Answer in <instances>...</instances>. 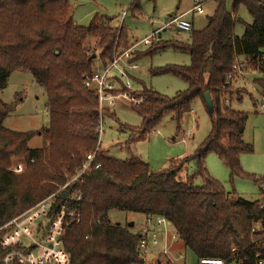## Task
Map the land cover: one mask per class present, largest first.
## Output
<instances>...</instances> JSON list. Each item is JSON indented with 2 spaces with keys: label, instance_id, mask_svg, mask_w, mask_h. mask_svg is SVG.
Instances as JSON below:
<instances>
[{
  "label": "trees",
  "instance_id": "trees-1",
  "mask_svg": "<svg viewBox=\"0 0 264 264\" xmlns=\"http://www.w3.org/2000/svg\"><path fill=\"white\" fill-rule=\"evenodd\" d=\"M72 1L0 0V90L6 89L13 73H30L46 90L49 113V124L41 130L12 131L5 122L18 103L7 104L0 98V229L67 186L57 194L53 214L65 204L66 193L80 199L69 205L80 222H71L63 238L71 264H141V232L114 224L112 211L165 219L198 260L264 262V178L242 168L241 157L253 154L254 147L244 140L249 114L233 108L245 94L238 85L241 78L233 74L237 60L245 62V70L261 75L254 83L258 93H264V0H234L231 12L228 0H215L206 27L192 30L188 42L161 41L139 54L140 60L174 50L188 54L191 65L150 70L151 76L177 77L187 89L171 98L146 87L137 92L145 97L141 106L133 107L142 126H126L138 135L129 139V148L134 149L138 140L146 141L168 113L180 130L184 116L200 101L210 115L212 130L192 156L153 172L136 154L117 160L108 155L110 149L101 147L90 171L78 179L87 155L99 145L98 97L84 87V79L111 64L129 48L131 39L126 27L112 26L113 19L100 15L87 27L76 25ZM140 1L133 0L132 12H140ZM242 7L253 23L245 25L238 37L235 26L243 23L238 16ZM90 41H95L93 48L86 46ZM105 116L114 117L110 111ZM37 137L43 139L42 147L30 148ZM211 154L228 169L232 184L235 179H252L262 200L249 202L228 193L208 171ZM16 161L25 166L20 174L10 171ZM190 165L193 172L182 179ZM1 238L0 232V242ZM7 253L0 244V262Z\"/></svg>",
  "mask_w": 264,
  "mask_h": 264
},
{
  "label": "rangeland",
  "instance_id": "rangeland-1",
  "mask_svg": "<svg viewBox=\"0 0 264 264\" xmlns=\"http://www.w3.org/2000/svg\"><path fill=\"white\" fill-rule=\"evenodd\" d=\"M132 2L133 0H73V20L76 25L87 27L97 15L114 19L117 23H112V26H124L128 29L132 40L130 41L132 42L129 45L130 48L134 43L150 36L154 30L165 26L171 17L188 12L194 6V0H141L140 12L134 13L130 10ZM233 3L234 0H228L229 12L232 11ZM215 8L216 2L212 0L204 6L202 15H190L186 20L191 24L194 21L193 30L203 29L206 27L208 18L213 15ZM124 12L127 14L125 19L121 21ZM238 16L243 23L236 24L235 35L241 37L245 32V25H251L253 19L245 7L240 9ZM161 37L163 41L188 42L190 33L163 31ZM86 46L93 48L95 41H90ZM145 49V47L138 48L136 59L140 58L139 54H142V50ZM140 60V63L138 62L140 70L133 74L136 79L133 82L134 91L140 92L146 87L171 98L178 92L187 89L186 83L177 77L171 75L151 76L150 70L165 66H190L191 58L188 54L168 50ZM260 77L258 72L247 70L243 79L238 82L240 88L245 91V94H242L243 102H236L233 108L249 114L244 140L254 147L253 154L241 157L242 168L250 175L264 178V110L261 109L262 104H264V93L259 94L254 83V80ZM0 98L7 104L18 103L14 112L5 122L6 128L17 132H31L48 126L49 113L47 111L46 90L34 80L30 73H13L8 80L6 89L0 90ZM110 112L114 117L105 116L102 121L104 135L101 147L110 149L108 155L117 160L124 161L132 154H136L142 158L143 162L150 165L153 172L167 169L171 161L192 156L212 130L209 113L203 103L197 101L193 111L184 116L180 130H178V124L173 119V115L168 113L162 119L159 127L149 134L146 141L138 140L140 143L134 149H130L128 146L129 139L137 138L138 135L129 133L125 128L126 126L127 128L141 127V118L133 110V107L123 100H119ZM98 130L99 128L96 133ZM42 145L43 139L37 137L30 142L29 147L36 149L41 148ZM16 164H21L23 169L25 167L22 161H16L11 166L10 171ZM207 168L210 175L222 183L228 193L235 192L239 197L249 202L262 200L259 187L252 179L239 178L235 179L232 184L230 172L217 155L208 156ZM193 170L192 165L188 166L182 174V179L185 178L187 172L192 173ZM197 185H202L200 180ZM110 220L114 224L128 225L136 233H139L141 225L145 223L143 215L118 211L110 213ZM171 232V234L176 235L174 231L171 230ZM183 253H186L185 261H181V264H198L196 256L190 250L184 247Z\"/></svg>",
  "mask_w": 264,
  "mask_h": 264
},
{
  "label": "built area",
  "instance_id": "built-area-1",
  "mask_svg": "<svg viewBox=\"0 0 264 264\" xmlns=\"http://www.w3.org/2000/svg\"><path fill=\"white\" fill-rule=\"evenodd\" d=\"M211 1L194 0L191 13L202 15L204 6ZM126 14V12L122 14L121 21L125 19ZM192 30V24L185 19L184 15L172 17L160 30L118 53L107 67L101 69L98 67L92 75L85 77L84 87L94 92L98 97L101 118L100 127L97 131L99 145L94 153L87 155L86 162L76 179L90 171L95 156L102 146L104 113L115 107L119 100L129 103L132 107H139L145 102V97L137 94V91L133 89V74L140 68L138 60H136L138 48H149L153 44L163 41L161 37L163 31L190 33ZM245 69V62L237 60L233 74L243 79L247 72ZM261 109L264 110V104H262ZM99 167L100 165H97L96 169H99ZM23 170L21 164H16L11 169L17 174L22 173ZM66 187L57 194L64 192ZM57 194L36 204L0 229L2 233L0 244L2 248L8 251L0 264H71V257L63 246V238L66 228L71 222H80V216L76 210L69 206L80 199H76L68 193L66 200L64 199L65 204L61 206L60 211L53 214ZM168 226L169 223L163 218H145V228L141 232L143 238L139 244L138 259L141 264H152L150 261L152 256L169 255V245L167 243L163 250L158 249L160 240L157 237L149 238L150 228H163L167 231ZM172 239L177 240L179 237L174 234ZM184 259L185 255L180 254L179 260ZM199 264H225V262L217 259H200ZM258 264H264V262L261 261Z\"/></svg>",
  "mask_w": 264,
  "mask_h": 264
},
{
  "label": "crops",
  "instance_id": "crops-1",
  "mask_svg": "<svg viewBox=\"0 0 264 264\" xmlns=\"http://www.w3.org/2000/svg\"><path fill=\"white\" fill-rule=\"evenodd\" d=\"M210 3V2H209ZM208 4V3H207ZM206 4V5H207ZM194 7V6H193ZM193 9V8H192ZM191 10H189L188 12H185L181 15H178V16H185V19L188 18V16L190 15H198L196 13H191ZM102 17H105V18H108L104 15H100ZM199 16V15H198ZM177 17V16H176ZM172 18V17H171ZM109 19V18H108ZM118 21V20H117ZM115 22V20L113 19V23ZM117 23V22H115ZM192 24H193V28H194V21H192ZM206 25H207V22H206ZM205 28V27H204ZM161 28L159 29H156L154 30L153 32H156L158 30H160ZM197 30H202V29H197ZM132 41V40H131ZM132 43V42H131ZM144 51V50H142ZM141 60H138V62L140 63ZM140 70V69H139ZM138 70V71H139ZM137 71V72H138ZM136 73V72H135ZM145 219V217H144ZM145 228V223L143 225H141V229L139 232H142V230H144ZM167 231H165L163 228H155V227H152L150 228V234H149V238L152 239L153 237H157L159 240H160V247L158 249H164L165 247V244L167 243L169 245V255L168 256H159V257H156V256H152L150 258V261L152 263H156V264H181L184 260H180L179 261V255L180 254H184L186 255V253H183V250H184V244L182 241H180V239H177V240H173L172 237L174 234H171V230L174 231V233H176L175 229L172 227V225L169 224V226L166 228ZM197 258V257H196ZM182 261V262H181ZM198 261V264H199V260L197 259ZM185 264V263H184Z\"/></svg>",
  "mask_w": 264,
  "mask_h": 264
},
{
  "label": "water",
  "instance_id": "water-1",
  "mask_svg": "<svg viewBox=\"0 0 264 264\" xmlns=\"http://www.w3.org/2000/svg\"><path fill=\"white\" fill-rule=\"evenodd\" d=\"M94 58H95V56H94ZM205 99H206V103H207L210 111L213 112V103H212V100H211L210 95L209 94H206L205 95ZM67 196H68V193H66L65 196H64V199L65 200H66ZM131 226H133V225H131Z\"/></svg>",
  "mask_w": 264,
  "mask_h": 264
}]
</instances>
